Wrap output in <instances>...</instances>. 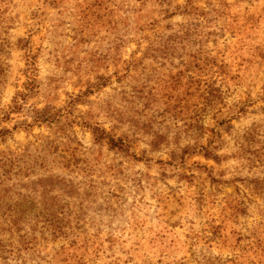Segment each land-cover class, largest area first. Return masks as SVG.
Masks as SVG:
<instances>
[{
  "label": "rangeland",
  "instance_id": "rangeland-1",
  "mask_svg": "<svg viewBox=\"0 0 264 264\" xmlns=\"http://www.w3.org/2000/svg\"><path fill=\"white\" fill-rule=\"evenodd\" d=\"M0 264H264V0H0Z\"/></svg>",
  "mask_w": 264,
  "mask_h": 264
}]
</instances>
